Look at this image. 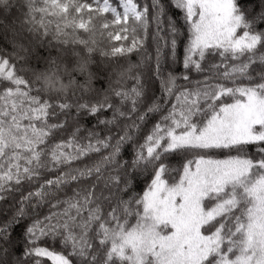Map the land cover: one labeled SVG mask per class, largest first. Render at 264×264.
Wrapping results in <instances>:
<instances>
[{"label":"snow or ice","instance_id":"6c2138e0","mask_svg":"<svg viewBox=\"0 0 264 264\" xmlns=\"http://www.w3.org/2000/svg\"><path fill=\"white\" fill-rule=\"evenodd\" d=\"M49 262L264 264V0H0V264Z\"/></svg>","mask_w":264,"mask_h":264},{"label":"trees","instance_id":"16d2710c","mask_svg":"<svg viewBox=\"0 0 264 264\" xmlns=\"http://www.w3.org/2000/svg\"><path fill=\"white\" fill-rule=\"evenodd\" d=\"M80 34H81V35H85V34L83 33L82 30H81V33H80ZM113 43H114V42H113ZM149 50L151 51V48H150ZM128 59L131 60V62H133V63L135 64V63L138 62L139 57H138V55L134 52V53H132V54H129ZM123 63H125V66H127L126 62H123ZM93 71H95V67H94V66H93ZM194 78H196V77H194ZM78 79H82V77H78ZM131 85H132V81H129V82H128V87H131ZM97 86H99V85H97ZM126 158L130 159V156H126ZM142 186H143V180L141 179L140 182H139V184L137 185L136 190H137V191L141 190V189H142ZM133 222H134V221H133ZM49 264H51V262H49Z\"/></svg>","mask_w":264,"mask_h":264}]
</instances>
